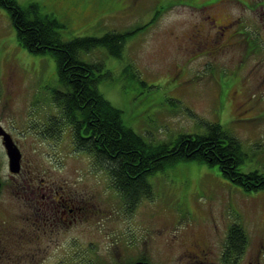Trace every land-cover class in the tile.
<instances>
[{"label":"rangeland","instance_id":"1","mask_svg":"<svg viewBox=\"0 0 264 264\" xmlns=\"http://www.w3.org/2000/svg\"><path fill=\"white\" fill-rule=\"evenodd\" d=\"M34 1L66 23L64 39L140 29L126 41L122 58L104 48L82 56L105 64L111 76L100 82L101 93L147 142L204 134L208 124H221L242 144V172L264 174V0ZM194 28L209 33L197 51L189 48ZM130 65L133 80L125 71ZM56 68L51 56L19 45L0 7V118L24 151L26 171L66 184L92 203L72 235H61L54 251L46 248L41 264L73 258L76 264H120L145 251L153 264H190L182 252L194 239L209 245L212 261L221 260L233 224L247 235L238 264H264V192L246 191L216 166L191 161L158 172L149 178L152 197L128 212L109 175L75 150L68 130L50 123L59 114L48 99L53 89L61 91ZM84 237L91 249L74 248Z\"/></svg>","mask_w":264,"mask_h":264},{"label":"trees","instance_id":"2","mask_svg":"<svg viewBox=\"0 0 264 264\" xmlns=\"http://www.w3.org/2000/svg\"><path fill=\"white\" fill-rule=\"evenodd\" d=\"M0 7L9 14L23 49L38 56L49 55L55 60L61 91L53 89L48 98L59 111L58 117L52 118L50 123L68 130L75 150L87 153L100 170L109 175L128 212L132 213L141 201L152 197L151 176L183 162L216 166L226 179L246 191L264 192V174L242 172L241 165L245 160L242 144L221 124H208L204 134H181L171 142H147L124 120L123 110L115 107L101 93L99 84L110 77L111 72L105 70V64L85 60L82 53L90 54L95 49L104 48L110 55L122 58L126 41L140 29L128 32L113 30L100 37L64 39L66 23L53 12L43 10L37 1L28 0L21 4L18 0H0ZM125 71H130L132 80L136 78L131 65ZM0 198V207L3 208L0 210L3 215L0 228L6 234L7 231L17 232L9 237L12 243L9 250L14 253L12 259L1 256L0 264H34L38 229L27 221L32 220L33 208L21 200H16L15 206H9L3 195ZM17 209H21L19 216ZM89 220L92 224L91 216ZM85 244L91 249L92 241H80L79 245L84 247ZM246 247L247 235L242 226L231 225L221 260H215L216 264H238ZM129 249L132 253L133 249ZM24 253L28 259L21 258ZM128 259L131 260L120 264L140 261L153 264L146 251ZM67 263L76 264V259Z\"/></svg>","mask_w":264,"mask_h":264},{"label":"flooded vegetation","instance_id":"3","mask_svg":"<svg viewBox=\"0 0 264 264\" xmlns=\"http://www.w3.org/2000/svg\"><path fill=\"white\" fill-rule=\"evenodd\" d=\"M208 35L209 33L205 35L203 30L194 28L189 36L191 44L189 48L194 51L200 50L202 48L200 46L202 40L204 43ZM3 122L4 120L0 118V127L14 138V135L9 132ZM0 141L3 145V136H0ZM15 142L21 152V169L16 174L9 171V158L5 147L2 146L5 150L4 159L7 162L8 173L5 177H1L2 164L0 156V196L3 195L4 198H6L7 205L9 206H15L14 202H16V200H21L23 203L26 202L25 205L33 208L31 213L32 220L27 219V221L38 229V251L35 252L36 260L34 264H41L43 256L47 253L46 248L53 250L52 248H55V246L53 247L52 245L55 243L58 244L61 235H72L77 227L74 226L75 222L77 224L84 221L85 211L88 210L89 206L92 208V203L91 199L86 198V195H77L74 193L73 189L66 184L63 186L58 181L48 180L44 177H37V175L30 174L26 171V168L24 167V151L16 140ZM17 176L20 177L18 181L15 179ZM19 211H21V209H17V212L15 211L17 216L20 215V213L18 214ZM82 211H84V213H81ZM61 213L65 215L62 217L60 216ZM76 213H78L77 216ZM66 214L71 216V218L68 219V223L64 219ZM89 218L90 216L87 219L88 222L90 221ZM82 231L86 232L85 230ZM8 232L9 231H7L6 234V232L0 228V257L5 256L12 259V254L14 253L9 250L12 249V243L11 240H9V237L17 232ZM84 240L85 243L91 242L90 240H87V237H84ZM77 244H80V242L75 240L73 247L76 248ZM211 256L212 249L209 245L196 239L188 243L182 252V258L189 259L191 261L190 264H216L215 260L212 261ZM26 257L28 259L26 253L21 256L23 259Z\"/></svg>","mask_w":264,"mask_h":264},{"label":"water","instance_id":"4","mask_svg":"<svg viewBox=\"0 0 264 264\" xmlns=\"http://www.w3.org/2000/svg\"><path fill=\"white\" fill-rule=\"evenodd\" d=\"M0 135L4 137V145L10 159V171L13 173H18L20 171L21 153L18 147L14 144L10 135L6 134V132L2 129V127H0ZM134 264H149V263L140 261Z\"/></svg>","mask_w":264,"mask_h":264}]
</instances>
